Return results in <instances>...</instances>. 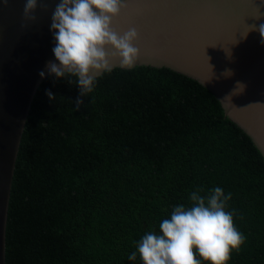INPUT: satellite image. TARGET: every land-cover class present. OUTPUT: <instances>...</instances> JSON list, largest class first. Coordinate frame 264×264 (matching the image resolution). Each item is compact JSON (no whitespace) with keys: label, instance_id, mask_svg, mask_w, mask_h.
I'll return each mask as SVG.
<instances>
[{"label":"trees","instance_id":"16d2710c","mask_svg":"<svg viewBox=\"0 0 264 264\" xmlns=\"http://www.w3.org/2000/svg\"><path fill=\"white\" fill-rule=\"evenodd\" d=\"M79 92L75 77L54 75L37 91L13 181L6 264H141L128 256L142 236L159 234L193 191L215 187L231 193L226 210L246 237L227 264H264V156L209 89L170 68L136 66Z\"/></svg>","mask_w":264,"mask_h":264},{"label":"water","instance_id":"95a60500","mask_svg":"<svg viewBox=\"0 0 264 264\" xmlns=\"http://www.w3.org/2000/svg\"><path fill=\"white\" fill-rule=\"evenodd\" d=\"M60 2L37 0L30 18L24 16L26 0H0V264H6L11 194L27 120L50 75L46 65L58 63L51 23ZM122 2L112 28L120 35L137 30L134 46L140 52L134 67H166L198 81L264 156V43L259 31H248L264 24V0ZM111 62L112 69L121 68L119 57Z\"/></svg>","mask_w":264,"mask_h":264},{"label":"clouds","instance_id":"9594fccd","mask_svg":"<svg viewBox=\"0 0 264 264\" xmlns=\"http://www.w3.org/2000/svg\"><path fill=\"white\" fill-rule=\"evenodd\" d=\"M36 6L37 0H26L24 16L30 17ZM123 6L122 0H61L51 23L56 41L52 51L58 63L49 61L48 73L56 78L75 77L83 97L92 93L99 76L112 71L111 57H119V67L133 68L140 52L134 46L137 30L129 28L120 35L112 28ZM250 30L259 31L264 43V24ZM39 75L43 78L45 72ZM237 88L242 91L244 85L238 83ZM45 94L50 101L55 99L50 90ZM81 103L78 98L76 104ZM202 191L190 194L189 205L175 206L170 218L159 224V234L146 232L128 259L139 257L141 264H227L246 239L234 224L235 210H226L231 193L225 195L221 187L209 189L206 195Z\"/></svg>","mask_w":264,"mask_h":264}]
</instances>
